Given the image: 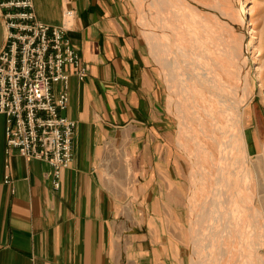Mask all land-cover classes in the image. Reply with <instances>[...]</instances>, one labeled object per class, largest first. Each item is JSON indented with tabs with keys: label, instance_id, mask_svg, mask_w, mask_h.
<instances>
[{
	"label": "crops",
	"instance_id": "crops-1",
	"mask_svg": "<svg viewBox=\"0 0 264 264\" xmlns=\"http://www.w3.org/2000/svg\"><path fill=\"white\" fill-rule=\"evenodd\" d=\"M67 1L76 12L67 36L88 70L85 80L71 77L62 113L77 122L74 159L56 189L47 162L7 152L0 114V264H163L145 212L131 223L123 187L111 178L128 170L113 168V159H150L160 149L168 126L162 85L129 0H34L36 14L59 24ZM5 43L0 11V53Z\"/></svg>",
	"mask_w": 264,
	"mask_h": 264
},
{
	"label": "rangeland",
	"instance_id": "rangeland-1",
	"mask_svg": "<svg viewBox=\"0 0 264 264\" xmlns=\"http://www.w3.org/2000/svg\"><path fill=\"white\" fill-rule=\"evenodd\" d=\"M129 1L130 19L137 27L148 60L162 85L163 120L168 126L162 133L160 149L151 154L152 159L136 160L131 153L129 157L124 155L122 160L112 161L113 168L122 167L129 170L125 176L119 175L116 171L111 176L115 186L123 187L121 194L126 215L130 217L132 223V219L137 214L142 216L143 211L145 212L146 229L155 231L156 240L164 247L161 251L163 264H167L166 261L171 262L170 264H204L198 254V248L204 247L205 250L209 244L211 236L206 227L216 220L219 209L217 203L219 184L227 177L223 174L226 175V172L228 174L230 168H227L223 174L216 168V163L221 160L218 150L210 138L198 132L197 122L192 121L190 117L191 104L185 98L191 84L188 81L190 77L188 73L194 70L198 73V68L192 69L186 66L184 70V63L180 64L177 58L170 59L168 48H163L161 40H157L158 37L154 36L158 32L163 34L164 29L163 24L160 23L162 14L158 11L167 18L166 26H173L174 11L185 18L183 22L186 26L189 24L186 22L188 19L198 27L211 32L213 36L216 35L217 39L225 41L232 49L228 56L245 55L240 61L245 63L250 96L241 109V131L245 147L250 151L249 168L252 172L250 189L256 196V206L261 213L259 220L263 232V246L257 253L261 263L258 261L256 264H262L264 262V0H165L166 4H163L162 0ZM153 2L157 4L156 7H153ZM174 23L179 22L174 21ZM241 27L245 32L244 38ZM252 33L257 45V61L254 59ZM241 48L244 51L240 50ZM174 49L177 50V47ZM228 56L226 59L231 58ZM184 58L188 57L184 56ZM169 59L173 64L171 71ZM231 70L232 81L225 74H222V77L230 82L233 89L238 72L236 68ZM210 72L214 73L212 70ZM192 129H197L198 140L201 143L198 149V162L193 159L197 149L188 131ZM202 144L206 145L207 149H204ZM144 170H148L150 174L147 172L141 174ZM138 209L139 213H137ZM200 230L203 232L201 233ZM235 246L236 243H225L220 249L221 254L219 253L215 264H244L246 252L243 250V253L239 252L237 256L233 251ZM245 262L252 264L248 263L247 259Z\"/></svg>",
	"mask_w": 264,
	"mask_h": 264
},
{
	"label": "bare ground",
	"instance_id": "bare-ground-1",
	"mask_svg": "<svg viewBox=\"0 0 264 264\" xmlns=\"http://www.w3.org/2000/svg\"><path fill=\"white\" fill-rule=\"evenodd\" d=\"M162 1L163 4H166L165 0ZM156 5L153 2V7ZM158 12L162 14L160 23L163 24L164 29L163 34L158 32L154 36L158 37L157 40H161L163 48H168L170 59L177 58L180 64L184 63V70L187 67L192 69L196 67L199 70L198 73L194 70L188 73L189 75L187 74L190 76L188 81L191 84L185 98L191 104L190 117L192 121L197 122L198 132L210 138L218 150L221 160L216 163V168L222 174L227 171V168H230L229 175L227 172L226 175L223 174L227 177L219 184L220 192L217 198L219 209L216 220L212 225L206 227L211 236L209 244L205 250L204 247H199L198 254L204 264H215L222 246L225 243H236V246L233 247L235 254L239 256V252L243 253L244 250L248 263L256 264L260 260H258L260 257L257 253L263 246V232L259 220L261 213L256 206V196L250 189L252 183V172L249 168L250 151L245 147L241 131V109L250 96L245 63L240 61V58H245V55L237 57L236 54H232L233 56L229 55L230 59H226L232 49L227 46L225 41L217 39L216 35L213 36L211 32H207L203 27H198L188 19L186 22L189 24L186 26L183 22L185 18L174 11L173 26H166L167 18L162 12ZM174 21L179 23H174ZM242 27L240 30H242L241 34L244 38L245 32ZM252 40L254 59L256 60L257 45L253 33ZM173 47H177V50ZM210 50L215 54L213 55ZM240 50L244 51L243 48ZM184 56L188 58L185 59ZM217 57L220 59L219 61ZM169 63L171 71L173 64L171 61ZM232 68H236L238 72L235 76L233 89L230 82L222 77V74H225L232 81ZM209 69L214 73H211ZM188 131L197 149L193 159L198 162V149L201 145L197 136L198 132L197 129ZM202 146L207 149L206 145L202 144ZM245 259L244 264H246Z\"/></svg>",
	"mask_w": 264,
	"mask_h": 264
},
{
	"label": "built area",
	"instance_id": "built-area-1",
	"mask_svg": "<svg viewBox=\"0 0 264 264\" xmlns=\"http://www.w3.org/2000/svg\"><path fill=\"white\" fill-rule=\"evenodd\" d=\"M68 2L61 22L49 24L38 18L34 0H0L6 31L0 53V114L6 117L7 152L47 162L56 189L74 159L77 122L62 114L69 103L70 79L88 76L67 36L76 20ZM54 84L61 85L57 93Z\"/></svg>",
	"mask_w": 264,
	"mask_h": 264
}]
</instances>
